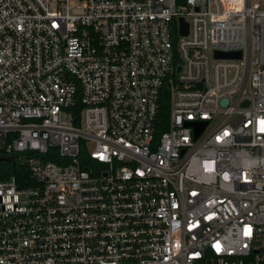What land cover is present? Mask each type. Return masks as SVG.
I'll return each mask as SVG.
<instances>
[{"label": "built area", "instance_id": "1", "mask_svg": "<svg viewBox=\"0 0 264 264\" xmlns=\"http://www.w3.org/2000/svg\"><path fill=\"white\" fill-rule=\"evenodd\" d=\"M0 158V264H264V0H0Z\"/></svg>", "mask_w": 264, "mask_h": 264}, {"label": "trees", "instance_id": "2", "mask_svg": "<svg viewBox=\"0 0 264 264\" xmlns=\"http://www.w3.org/2000/svg\"><path fill=\"white\" fill-rule=\"evenodd\" d=\"M179 3H183V0H179ZM168 108H169L168 95L166 91H163L162 96H161V112H160V119H162L163 121H166L167 119L168 110H169ZM164 129H165V126H163L159 132H162ZM2 168L3 166L0 167V178L9 176L10 174H15L18 177L28 176V169L22 166L17 165L16 167L12 169H7L5 171Z\"/></svg>", "mask_w": 264, "mask_h": 264}, {"label": "water", "instance_id": "3", "mask_svg": "<svg viewBox=\"0 0 264 264\" xmlns=\"http://www.w3.org/2000/svg\"><path fill=\"white\" fill-rule=\"evenodd\" d=\"M181 33L187 34L188 33V24L185 22L183 18H181ZM217 57L220 58H232V57H240V51H233V52H217Z\"/></svg>", "mask_w": 264, "mask_h": 264}, {"label": "flooded vegetation", "instance_id": "4", "mask_svg": "<svg viewBox=\"0 0 264 264\" xmlns=\"http://www.w3.org/2000/svg\"><path fill=\"white\" fill-rule=\"evenodd\" d=\"M3 164L2 158H0V166Z\"/></svg>", "mask_w": 264, "mask_h": 264}, {"label": "rangeland", "instance_id": "5", "mask_svg": "<svg viewBox=\"0 0 264 264\" xmlns=\"http://www.w3.org/2000/svg\"><path fill=\"white\" fill-rule=\"evenodd\" d=\"M5 164L1 165L0 167L4 166Z\"/></svg>", "mask_w": 264, "mask_h": 264}]
</instances>
